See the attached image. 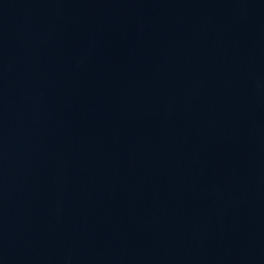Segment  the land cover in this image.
Returning <instances> with one entry per match:
<instances>
[{"label": "water", "instance_id": "95a60500", "mask_svg": "<svg viewBox=\"0 0 264 264\" xmlns=\"http://www.w3.org/2000/svg\"><path fill=\"white\" fill-rule=\"evenodd\" d=\"M0 264H264V0H0Z\"/></svg>", "mask_w": 264, "mask_h": 264}]
</instances>
